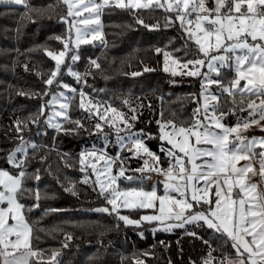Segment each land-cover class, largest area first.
<instances>
[{"label": "trees", "instance_id": "16d2710c", "mask_svg": "<svg viewBox=\"0 0 264 264\" xmlns=\"http://www.w3.org/2000/svg\"><path fill=\"white\" fill-rule=\"evenodd\" d=\"M28 4L31 11L22 5L0 4V170L16 174L21 170L11 166L6 158L27 142L26 153H17L18 160L26 161L24 170L28 173L23 182L28 191L19 194V202L25 205L23 214L32 228L31 246L42 254V264H135L138 260L144 264H204L209 252L212 264H221L226 256H234L232 241L206 226H195L200 237L197 239L187 234L194 232L187 225L188 231L159 230L154 223L133 227L125 225L115 213L95 211L109 208V204L100 195L90 170L82 172L79 162L81 152L103 147L94 118L80 108L76 96L69 102L70 120L63 118L59 122L62 128L73 129L76 125L70 121H81L83 128L76 132L68 134L50 127L46 123L49 107L40 115L41 105L50 100L55 87L54 83L51 86L44 83L55 67L45 49L56 52L63 49L55 37L69 34V24L61 19H67V7L62 0H28ZM212 5V0H208V7ZM170 14L173 13L160 8H106L101 14L103 38L95 44L79 46L75 50L79 59L70 63L80 74L83 71L86 74L80 87L86 95L106 101L107 106L126 115L133 114L132 108L138 109L134 129L143 131L142 138L150 150L160 151L156 153L161 156L160 162L166 158L168 149L158 139L160 124L174 121L189 126L200 94L197 79L172 76L161 69L165 51L173 52L175 57L188 53L180 58L184 60L198 56L196 47L185 39L180 27L175 22L166 24ZM137 18L143 24L137 23ZM145 25L157 27L150 29ZM158 48L160 53L156 51ZM91 60H96L100 67L95 68ZM68 66L67 62L61 66L60 78L66 77L68 83H73L70 81L73 77L66 72ZM146 67L153 71H144ZM89 70L98 73L97 81L87 75ZM75 88H79V83ZM45 92L48 94L44 95ZM220 103L223 110L220 113L240 106ZM37 116L38 121L33 122ZM17 121L23 122L21 133L16 131ZM103 129L105 134L106 125ZM107 149L108 157H113L114 150ZM120 155L127 171L141 164L131 157L128 149H122ZM162 165L166 166V162ZM117 167L115 163L114 168ZM85 175L89 177L88 183L82 182ZM135 185L142 186L124 179L119 187L125 190ZM149 185L148 182L145 189ZM73 186L76 195L65 191ZM37 190L41 194L39 201L35 198ZM36 204L39 206L34 207ZM119 211L135 220L150 212ZM54 253L56 259L52 261ZM30 264H37V259L31 258Z\"/></svg>", "mask_w": 264, "mask_h": 264}, {"label": "snow or ice", "instance_id": "6c2138e0", "mask_svg": "<svg viewBox=\"0 0 264 264\" xmlns=\"http://www.w3.org/2000/svg\"><path fill=\"white\" fill-rule=\"evenodd\" d=\"M62 3L67 7V17L75 19L69 23L66 18H61L64 23L69 24L67 37H55L63 44V49L58 53L45 49V54L55 62V67L51 70L49 78L44 81L48 86L57 82L61 66L65 64L68 53L71 51L70 45L72 43L79 45L81 42L89 43V36L91 40L100 37L101 14L104 9L115 6L128 10L162 8L165 12L175 13V20L166 17V24L179 21L188 38L194 40L198 46L199 56L203 58L198 56L195 59L182 61L165 51L163 53L165 61L163 71L166 73L171 71L172 75L178 74L177 69H170L169 59L172 60V64L179 65L181 69H187L186 73L181 71L179 74L189 76L202 75L195 67L196 65L204 66L206 64L208 69L215 71L217 75L220 74L219 68L229 67L233 69L235 76L227 85L219 80H207V77L205 80L208 83L219 85L223 92L229 96L234 97L236 92L249 94L247 109L250 110L249 117L252 119L245 120L242 125L238 123L235 127H226L214 115L217 111L216 105L212 106L213 115L209 119L208 101H218L219 98L207 93V89L204 88L205 81H202L200 96L205 99L203 116L208 123L199 119L201 110L197 108L194 110L195 123L187 127L177 125L174 121L160 125L159 139L172 146L167 149L168 155L172 158L167 170L158 166L159 157L145 145L139 134L132 133L127 137L130 145L128 150L133 152V155L142 152L157 162L156 165H150L149 161L145 160V167L135 171H155L167 178L164 183L163 195L157 194L155 186L150 191L143 188L126 190H120L118 187L111 188L115 177H110L109 183L106 184L100 180V175L104 171L111 170L112 165L109 161L115 162V158L107 157L104 153L97 155L95 150L81 152L79 161L81 171L85 172L88 166L92 168L93 174L97 177L95 183L100 188V195L104 196L107 204L111 205L110 209L105 207L95 209V211L115 213L125 225L137 227L142 222L158 221L162 225L161 230L164 231H171L177 227L183 228L187 224H199L201 227L206 225L208 229L226 235L233 242L232 248L236 250L239 259L233 262L230 257L226 256L221 264H264V189L251 182L252 176L257 175L251 163L237 166L241 160L251 161L258 157L260 159L259 175L264 180V137L249 139L240 134L241 128L247 130L250 125L261 126V121H264V0H213L211 8L208 7V0H114V2L113 0H62ZM0 4L22 5L26 10L31 11L28 0H0ZM137 23L143 24V20L137 18ZM77 25L84 27H77ZM93 25L95 27H92ZM145 27L152 29L157 26L145 25ZM73 28L76 32L74 42L71 37ZM156 51L160 53L161 49L158 48ZM78 59V55L71 56L73 62ZM90 63L95 68L100 67L96 60H91ZM189 65L193 67L189 68ZM68 71L70 75L75 76L78 81L80 80V74L73 72L70 65ZM144 71H153V69L146 67ZM140 74L132 73L134 76ZM241 81H245V83L241 85ZM61 86L72 93L77 91L68 85ZM20 94L24 95L25 93ZM47 94V92L44 93V95ZM79 95L81 98L80 108L89 113L96 109L95 114L99 121L117 128L118 135L123 129L117 127V119L126 129H131V121L137 119L135 114L131 118H127L111 106L105 108L103 113L99 111L97 105L91 104V102L86 108L84 103L86 94L81 91ZM59 97H62L64 102L60 104L61 110L55 112V115L70 120L67 116V109L72 98L65 96L64 93H60ZM256 100H259V103ZM58 102V96L52 95L50 101L41 105L40 115L44 114L47 107ZM196 102L199 103V100ZM124 103L128 102L124 101ZM243 103L242 97L241 104ZM132 111L135 113V109ZM107 113H112L113 116L109 117ZM257 116L258 119L255 118ZM38 119L37 116L33 122H37ZM70 122L75 123L76 128L64 129L59 123L53 124L51 117L46 121L58 132L63 131L68 134L83 128L79 120ZM22 123L21 121L16 122L17 133L23 131L20 126ZM24 126L26 127V125ZM213 126L220 131L212 130ZM94 127L97 133L104 132L101 123H96ZM261 131H264V126H261ZM231 134H236L234 140L229 139ZM134 136L135 138H133ZM193 137H195L196 145H211V148L193 147ZM120 140L121 146H125L123 138ZM235 141H239V143ZM26 145L27 142H24L17 146L6 158L14 168L21 169L17 174H12L8 170H0V205H4L0 206V264H30L31 258H36L37 264H42L43 260L42 254L31 246L32 228L23 214L25 205L19 202V194L28 191L23 187L24 178L28 173L24 170L26 161L18 160L16 154L26 153ZM31 147L35 149L36 145L31 144ZM257 147L261 149L258 153L255 151ZM172 149H178L180 153H183V156H176ZM162 150L164 149L162 148ZM87 156L94 157L96 160H104L103 170H97L94 160H89L86 165ZM202 157L210 159L204 160L202 164H196L195 160ZM188 164H191V169L188 168ZM126 170L123 161H121L119 175L124 176ZM125 178L133 179L131 176ZM35 179L37 181L40 179L39 174L35 176ZM201 181H203L202 184ZM82 182L88 183L89 177L85 175ZM234 188H239V193H236L235 196ZM109 189L111 190L109 191ZM65 191L76 195L74 186L65 188ZM173 192L176 193L175 196L171 194ZM35 198L37 201L41 199L38 190L35 193ZM205 204L208 205L206 210H194L197 206ZM38 206V204L34 205V207ZM121 208L154 209L158 210L159 214L154 212L152 215H142L139 220H133L129 216L121 215L119 211ZM52 211L58 210L52 209ZM165 221H177V223H165ZM187 234L200 239L195 232ZM67 239L70 240L71 236H68ZM205 243L208 242L205 241ZM245 253L247 258H244ZM55 259L56 254L54 253L51 260ZM212 259L211 252H209V258L204 260V264H212ZM135 264H144V262L138 260L135 261Z\"/></svg>", "mask_w": 264, "mask_h": 264}, {"label": "rangeland", "instance_id": "374dc122", "mask_svg": "<svg viewBox=\"0 0 264 264\" xmlns=\"http://www.w3.org/2000/svg\"><path fill=\"white\" fill-rule=\"evenodd\" d=\"M113 2H114V0H113ZM212 3H213V0H212ZM212 7H213V5H212ZM160 9H162V8H160ZM85 15H87V13H85ZM170 16L175 19V13L170 14L168 17H170ZM66 17H67V13H66ZM73 19H75V18L74 17H67V20L69 21V23H71V21ZM193 19H194V17H193ZM175 23L183 31L184 36H185V39L194 44V46L197 49V53H198V46L195 44L194 40H190L188 38V35L186 34L185 29L181 27L179 21H176ZM77 27H81L82 28L84 26L83 25H77ZM92 27H95V25H93ZM75 36H76V32H75V28H73L72 31H71V37H72V41L73 42L75 41ZM101 38H103V35H102V29L100 28V37H98L96 40H91V37L89 36L88 37V39L90 40L89 43H83V42H81L79 45H76L75 43H72L70 45L71 51L68 53V56H67L65 62L69 63V65L72 68L73 64L76 62V61L73 62L71 60V56L73 54L76 55L75 50L78 49V47L81 46V45L95 44L96 42H98L99 40H101ZM187 54L188 53H185V54H182V55L179 54V56H177L176 58H179L180 59L181 57H184ZM170 55L172 57H175L174 56L175 54L173 52H171ZM198 56H199V53H198ZM199 58H203V57L202 56H199ZM180 60L183 61L184 59H180ZM70 63H73V64H70ZM164 64H165V61H164V55H163V64H162L161 69L164 68ZM168 65H169L170 69H172V68L177 69V73H178L176 75H172L171 74V71L167 72L170 75H172V76H178V75H180V76L190 77L192 79H197L199 81L200 93H201V82L202 81H205L204 88L207 89V93H210L211 95H215V96H217L219 98L218 101H215V100H209L208 101V104H209V119H211L212 118V115H213L212 112H211V108H212L213 105H216L217 106V111L214 114L215 117L216 118H219L221 120V123L223 125H225L226 127H235V126H237L238 123L242 125L245 122V120L252 119V117H249V111L250 110L247 109L248 95L249 94H247V93L241 94L239 92H236V94H235L234 97L233 96H229L227 93H224L223 92L222 88L219 85H217L215 83H208L207 82V80H211V81L219 80L223 84L227 85L234 78V76H235V72L233 71V69H231V70L233 71L234 75L231 77L230 76V73H232V71L230 70L229 67L219 68L220 74L217 75V73L215 71H210L208 69V67H207L206 64L204 66L196 65L195 67L199 70V72L202 75H199V76H189V75H186V74H183V75L182 74H179L181 71L186 73L187 72V69H181L179 67V65L172 64V60L171 59H169ZM192 67H193L192 65H189V68H192ZM217 67H219L218 64H217ZM74 69L72 68L71 70L73 72H76V73H79L80 74V72H78V70L75 68V66H74ZM66 72L69 73L68 69H66ZM93 72H95V71L94 70H91L90 72L87 71V75L88 76H91L92 81H95V80L97 81V78L99 77L98 76V73L96 75V73H93ZM85 76H86V74L84 75V71H83L80 74V77L81 78L78 81L75 76L70 75V77H73L74 80H70L73 83H68V80L69 79H67L65 77V79L63 80L62 78H60L61 77V73L58 75L57 82H54L55 87H52V91L54 92L52 95H54V94L57 95L58 98H59V102L58 103H55V104H52V105L49 106V113H47L46 121L49 119V117H51L52 123L53 124H56V123H59L61 119L65 118L63 116H56L55 115V112L61 110L60 109V104L64 102L63 101V98L62 97H59V94L60 93H64L65 96H68V97H71V98H74L76 96L78 98V101H79V104H80L81 98H80L79 93L81 91L83 92V90H81L80 87L83 85V80H85ZM205 77H207V80H205ZM77 83H79V88H75V85ZM242 83L244 84L245 81H241V85H243ZM61 85H68L70 88H74L77 91L75 93H72V92L68 91L66 88L62 87ZM52 95L50 97V100L52 99ZM242 97H243V100H244V103L243 104H241ZM252 98L253 99H256L255 97H252ZM220 101H222L225 104H231V105H234V106L240 105V106L238 108H236V109H234V108H232V109L227 108L226 111H225V113H220V111L221 112L223 111L222 109L220 110V108H221ZM90 102H91V104L97 105L99 107V111L101 113L104 112V109L105 108L109 107V106H107L108 104L106 103V101H102L101 99H98V98H96L94 96L90 97L89 95H86L85 96V100H84V103H85V107L86 108L89 106ZM256 102L259 103V100H256ZM204 103H205L204 97L200 96V94H199V103H197L196 104V107L193 108V120H192V123H190V125L193 124V123H195V120H194V110L197 109V108H199L201 110V114L199 116V119L202 120L206 124L208 123L207 120H204V116H203V106H204ZM242 108L244 110H241ZM137 110H135V113H133V111H132V113L133 114H137ZM86 112H87V114L89 116H92L94 118L93 121L95 123H98V122L101 123L102 124V127H103V125H106V133L105 134L104 133H101L102 134V137H101V139H99V142H101L103 144V147L102 148L97 147L96 149H94L96 151L97 155H99L100 153H104L108 157L109 154H108L107 147H111L114 150V156L112 158H115V162L109 161V163H111V165H112L111 166V170L110 171H104L103 174L100 175V180L103 181L104 183L108 184L109 183V178L110 177H115V182L111 184V188H117L118 187L120 190H122L119 187L120 182L123 181L124 179H126L125 177L131 176V177H133V179L137 178V180H135L134 183H141L142 186L141 185H135V186H131L129 188H143V189H145V186L149 182L150 183V185H149L150 188L149 189H145V190L150 191V190H152L153 186H155L156 189H157V194L158 195H163L164 194V183L166 182V179H167L164 175H161V174H159V173H157L155 171H149V170H145L144 172L135 171L136 169H133L132 171H127L126 170L124 176H120L119 175V170H120V167H121V161H123V166L125 167L124 159L120 155V152H121L122 149H128L130 147V145L128 144V141H127V137L130 134L135 133V134H139L140 139L143 140V138H142L143 131H141V130H135L134 129V127H135V125H134L135 120H132L131 121V124H132L131 129H126V128H124V125L121 124L119 122V120L117 119L116 120L117 127L120 128V129H123L122 131L119 132V135H118L117 134V128L110 127L108 124H104L103 122L99 121L98 116L95 114L96 109H93L92 113H89L88 111H86ZM119 112L120 113H123L124 116L127 117V118H131L132 117L131 115H133L131 113H129V114L126 115L124 112H121V111H119ZM67 114H68V109H67ZM107 116L111 117V116H113V114L112 113H107ZM255 118L258 119L259 117L257 116ZM75 121H76V119H75ZM157 122L158 121H156V123ZM261 126H264V121H261ZM261 126L250 125L247 130H243L241 128L240 134L242 136H244V137L249 138V139H251L253 137H255V138L264 137V131H261ZM212 130L217 131V132L220 131V129H217L214 126L212 127ZM169 131H171L170 128H169ZM160 135H161V132H160V128H159V131H158V139H159ZM235 135L236 134H231L229 136V139L230 140H234ZM120 138H123V143L125 145L123 147L121 146V140H120ZM133 138H135V136ZM159 141L161 143H163L164 145H166V147L168 149L169 148H172V146L169 145V144H167L166 141H161L160 139H159ZM235 142L236 143H239V141H235ZM192 145H193V147H199V148H211V145H205V144L196 145L195 144V137L192 138ZM260 150L261 149L259 147H257L255 149V151L257 153ZM133 151H135V150L133 149ZM151 151L154 154H156V153L160 154V151H158L157 149L156 150H151ZM154 151H156V152H154ZM172 151H173V153H175L176 156H183V153H180L178 151V149H172ZM129 153H130V155H131L132 158H135V159H137L138 161L141 162V164H139V167L137 169H140L142 167H145V165H144V161L145 160H148L150 165H156V163H157L156 161H153L151 159V157H148L146 154H144L142 152L140 154H138V155H133V152H131V151H129ZM166 153L167 154H164L166 158H162L163 159L162 162H160L161 156L160 155L158 156L156 154L159 157V165L158 166L161 167V168H163V169H165V170H167L169 168V166H170V160L172 159L168 155V152H166ZM18 156L19 155H17V159H18ZM186 159L187 158L185 157V160ZM208 159H210V158L209 157H202L200 159H196L195 160V163L196 164H202L204 160H208ZM89 160H94L95 161V165H96L97 170H103V166H104V163H105L104 160H96L94 157L87 156L86 157V165H87V162ZM165 162H166V166H163L162 164L165 163ZM115 163L118 164V167L116 169L114 168ZM247 163H251L254 166V168H255V170L257 172V175L252 176L251 182L258 184L261 189H264V180H262L261 177H260V175H259L260 159L257 157V158L252 159L251 161L241 160V161H239V163H238L237 166H243L244 164H247ZM187 166H188L189 169H191V164H188ZM86 169H89L90 170V174L92 175L94 181L96 182L97 177H96L95 174H93L92 168L90 166H88ZM9 172H11V171H9ZM12 174H16V173H12ZM249 175H251V174H249ZM200 183L202 184L203 181H201ZM221 183H223V182L221 181ZM96 186H97L98 190L100 191L99 186L97 184H96ZM129 188H126V189H129ZM110 190L111 189H109V191ZM236 193H239V188H234L233 189L234 196H235ZM105 194L108 195V193H105ZM171 194L173 196L176 195V193H174V192L171 193ZM189 199H190V193H189ZM212 199L214 200L215 197L213 196ZM0 206H4V205H0ZM109 208H111V205H109ZM207 208H208V205L205 204V205H202V206H197L194 210L195 211H201V210H206ZM120 210H132V209L121 208ZM141 210H150V212H148L145 215H152V214H154V212H155V214H159L158 213V210H154V209H141ZM133 220H135V219H133ZM142 223H150V224L151 223H154L159 228V230L162 229V225L158 221L142 222ZM165 223H177V221H165ZM200 223H202V222H200ZM141 224H140V226H141ZM196 225H198V224H187L188 228H190L189 231H193L194 230V232H195V230H196L195 229V226ZM129 226H133V225H129ZM185 226L183 228L177 227V229H181V230L187 229V231H188V228H185ZM133 227H137V226H133ZM248 239H251V237H248ZM241 251H243V249H241ZM244 258H247V254L246 253H245ZM238 259L239 258L237 257V254L235 252V255L231 257V260L233 262H235Z\"/></svg>", "mask_w": 264, "mask_h": 264}, {"label": "water", "instance_id": "95a60500", "mask_svg": "<svg viewBox=\"0 0 264 264\" xmlns=\"http://www.w3.org/2000/svg\"><path fill=\"white\" fill-rule=\"evenodd\" d=\"M135 180H137V178L132 179V180H128V181L131 182V183H134Z\"/></svg>", "mask_w": 264, "mask_h": 264}, {"label": "crops", "instance_id": "0c3cea01", "mask_svg": "<svg viewBox=\"0 0 264 264\" xmlns=\"http://www.w3.org/2000/svg\"><path fill=\"white\" fill-rule=\"evenodd\" d=\"M231 70V69H230ZM232 71V70H231ZM232 75H234L233 71H232ZM243 84V83H242Z\"/></svg>", "mask_w": 264, "mask_h": 264}, {"label": "built area", "instance_id": "2783aa9c", "mask_svg": "<svg viewBox=\"0 0 264 264\" xmlns=\"http://www.w3.org/2000/svg\"><path fill=\"white\" fill-rule=\"evenodd\" d=\"M77 121V120H76Z\"/></svg>", "mask_w": 264, "mask_h": 264}]
</instances>
